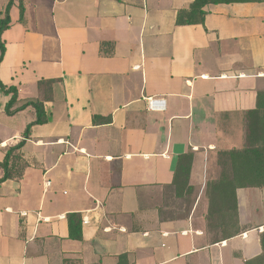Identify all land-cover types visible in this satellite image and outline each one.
Wrapping results in <instances>:
<instances>
[{
  "label": "crops",
  "instance_id": "0c3cea01",
  "mask_svg": "<svg viewBox=\"0 0 264 264\" xmlns=\"http://www.w3.org/2000/svg\"><path fill=\"white\" fill-rule=\"evenodd\" d=\"M193 1L12 0L0 83L16 91L11 110L41 101L47 120L23 141L35 111L8 116L0 91V164L24 142L0 184V264H245L260 254L264 188L236 190L239 234L216 243L205 188L217 153L245 146L264 91V3L208 5L203 25L176 26ZM189 152L193 192L179 216L167 203Z\"/></svg>",
  "mask_w": 264,
  "mask_h": 264
},
{
  "label": "trees",
  "instance_id": "16d2710c",
  "mask_svg": "<svg viewBox=\"0 0 264 264\" xmlns=\"http://www.w3.org/2000/svg\"><path fill=\"white\" fill-rule=\"evenodd\" d=\"M235 3H264V0H194L187 9L179 10L176 14V26L203 25L207 15L204 8L208 5L235 4ZM12 6L10 0L0 18V61L4 54V46L1 42L2 34L9 28V10ZM20 20L23 16V8L19 7ZM54 81L38 82V87L50 89ZM0 91L11 98L5 106V113L10 116L31 106L35 111V120L30 123L24 133L23 141L28 138L30 129L34 125H42L46 122L43 102L30 101L21 107L11 110L16 102L17 94L14 89L6 88L0 83ZM245 146L242 149H232L217 153V165L220 168L218 177L209 181L205 188V197L208 201L207 214L205 216L206 231L213 238V243L233 238L239 234L238 210L236 190L244 188H264V91L256 95V105L253 111L247 113ZM21 141L15 147L9 149L0 164L3 169V177L0 184L14 178L11 166L20 160L17 152L23 147ZM193 154L186 153L178 158L171 189L174 198H182L184 202L191 203L192 188L188 184ZM22 165V164H20ZM17 177L21 176L23 166L19 168ZM188 211V209L186 210ZM68 228L71 239L81 238L80 219L78 215H69ZM260 254L249 259L245 264H264V228L259 235Z\"/></svg>",
  "mask_w": 264,
  "mask_h": 264
},
{
  "label": "rangeland",
  "instance_id": "374dc122",
  "mask_svg": "<svg viewBox=\"0 0 264 264\" xmlns=\"http://www.w3.org/2000/svg\"><path fill=\"white\" fill-rule=\"evenodd\" d=\"M245 134H246V131H245ZM219 173H220V168H219ZM167 204L170 206L171 209H174L177 212V215H179V216L184 215L186 210L188 209V207L190 205V204L184 202L183 199L177 200V199H173V198Z\"/></svg>",
  "mask_w": 264,
  "mask_h": 264
},
{
  "label": "built area",
  "instance_id": "2783aa9c",
  "mask_svg": "<svg viewBox=\"0 0 264 264\" xmlns=\"http://www.w3.org/2000/svg\"><path fill=\"white\" fill-rule=\"evenodd\" d=\"M147 105L150 109H162V101L160 100H155V99H148L147 100ZM49 184V183H47Z\"/></svg>",
  "mask_w": 264,
  "mask_h": 264
}]
</instances>
